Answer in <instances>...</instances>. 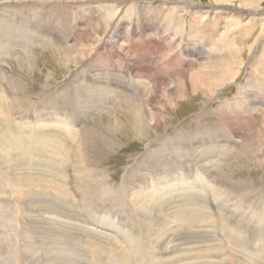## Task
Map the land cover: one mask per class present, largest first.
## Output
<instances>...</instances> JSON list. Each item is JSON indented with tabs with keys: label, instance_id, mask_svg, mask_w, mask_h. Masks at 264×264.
Wrapping results in <instances>:
<instances>
[{
	"label": "rangeland",
	"instance_id": "1",
	"mask_svg": "<svg viewBox=\"0 0 264 264\" xmlns=\"http://www.w3.org/2000/svg\"><path fill=\"white\" fill-rule=\"evenodd\" d=\"M0 5V264H264V0Z\"/></svg>",
	"mask_w": 264,
	"mask_h": 264
},
{
	"label": "bare ground",
	"instance_id": "2",
	"mask_svg": "<svg viewBox=\"0 0 264 264\" xmlns=\"http://www.w3.org/2000/svg\"><path fill=\"white\" fill-rule=\"evenodd\" d=\"M1 6V5H0ZM21 17V16H20ZM6 19V18H5ZM18 19H20V18H18ZM30 19V18H29ZM3 20V19H2ZM31 20V19H30ZM12 22V21H11ZM38 22V21H37ZM5 23V22H4ZM15 23V22H14ZM6 24V23H5ZM9 24V23H8ZM23 24V23H22ZM12 26V25H11ZM2 27H3V25H2ZM9 26H7V28H8ZM36 27V26H35ZM21 28V27H20ZM24 28H25V26H24ZM5 29V28H4ZM22 29V28H21ZM13 30V29H12ZM19 30V29H18ZM31 30V29H30ZM39 30V29H38ZM37 30V31H38ZM42 30V29H41ZM24 31V30H23ZM29 31V30H28ZM25 32V31H24ZM46 32V31H45ZM14 33H15V31H14ZM20 33V32H19ZM28 33V32H27ZM14 35V34H13ZM25 37H27V36H25ZM27 40V39H26ZM1 43V42H0ZM7 43V42H6ZM14 43H15V41H14ZM27 43V42H26ZM24 45V44H23ZM4 47V46H3ZM2 47V48H3ZM8 48V47H7ZM5 49V48H4ZM15 49V48H14ZM4 51V50H3ZM6 51V50H5ZM7 52V51H6ZM28 57V56H27ZM3 60V59H2ZM31 61V60H30ZM3 63V62H2ZM7 68V67H6ZM1 70V69H0ZM3 70V69H2ZM12 80V79H11ZM15 80V79H14ZM13 80V81H14ZM22 81V80H21ZM1 82V81H0ZM10 82V81H9ZM20 82V81H19ZM13 83V88H12V90H14V82H10L9 84H12ZM115 84V83H114ZM23 85V84H22ZM21 85V86H22ZM112 85V84H111ZM141 85H142V83H141ZM10 86V85H9ZM114 86V85H113ZM116 86V85H115ZM254 86H258L261 90H264V74H261L260 75V79L258 80V81H256V82H254ZM10 87H12V85L10 86ZM138 87V86H137ZM22 88H23V86H22ZM107 88V87H106ZM116 88V87H115ZM258 88V89H259ZM18 89H19V87H18ZM104 89V88H103ZM100 90V88L98 89V91ZM114 89L112 88V90L111 91H113ZM0 91H2V90H0ZM21 91H25V90H21ZM101 91V90H100ZM198 91V88H196V86L195 87H193V93H196ZM108 92V91H107ZM107 92L105 93V94H107ZM110 92V91H109ZM115 92V91H114ZM2 93V92H1ZM17 93H19V92H17ZM25 94V93H24ZM98 94H99V92H98ZM21 95V94H20ZM110 95V94H109ZM16 96V95H15ZM0 97H1V95H0ZM25 96H23L22 98H24ZM98 97V96H97ZM104 97H106V96H104ZM110 97V96H109ZM112 98V97H111ZM110 98V99H111ZM1 99H2V97H1ZM25 99H27L26 97H25ZM24 99V100H25ZM3 100V99H2ZM4 100H6V99H4ZM22 100V99H21ZM9 102V101H8ZM8 102H6V103H8ZM11 102V101H10ZM0 103H1V101H0ZM3 103V102H2ZM23 104V103H22ZM26 104V103H25ZM100 104V103H99ZM12 105H14V104H12ZM102 105V104H101ZM6 106H7V104H6ZM8 106H10V104H8ZM5 107V106H4ZM3 107V104L2 105H0V111L2 110H4L5 108ZM11 107V106H10ZM133 108L130 110V112H131V127H132V129H133V131L135 132V134H143L147 129H148V126L149 125H147L143 120V117H142V115H141V111H142V109L139 107V106H136V105H134V106H132ZM8 108V107H7ZM12 108V107H11ZM11 108L9 109L10 111H11ZM60 109V108H59ZM7 110V109H6ZM8 111V110H7ZM10 111H8V112H10ZM4 113V112H3ZM0 114H2L1 112H0ZM3 115V114H2ZM7 114H6V112H5V116H6ZM1 116V115H0ZM4 116H2V118H3ZM6 118H7V116H6ZM48 119V118H47ZM8 120V119H7ZM120 122V121H119ZM63 123V122H62ZM68 123V122H67ZM157 123V122H156ZM29 124V123H28ZM39 124V123H38ZM65 124V123H64ZM63 124V125H64ZM130 124V123H129ZM10 125V124H9ZM53 125V124H52ZM51 125V126H52ZM39 126V125H38ZM56 126H58V127H60L59 125H56ZM66 126V125H65ZM64 126V127H65ZM10 127V129L9 130H7V128H6V130H5V132L7 131V133H5L6 135L5 136H3L2 138H0V144H4L5 142H7V141H9L10 139H11V136H10V134H11V132L13 131L12 129H13V127L11 128V126H9ZM8 127V128H9ZM23 127H24V125H23ZM57 127V128H58ZM110 127H112V126H110ZM130 127V126H129ZM49 128H51V127H49ZM61 128V127H60ZM59 128V129H60ZM25 129V128H24ZM64 129V130H63ZM10 130H11V132H10ZM61 130H63V131H66V129L65 128H61ZM60 130V131H61ZM67 131H68V129H67ZM101 131V130H100ZM33 132V131H32ZM48 132V131H47ZM50 132V131H49ZM56 132V131H55ZM70 132H71V129H70ZM70 132H68V133H70ZM72 132H74V131H72ZM85 132V131H84ZM98 132V131H97ZM45 133V132H44ZM57 133V132H56ZM59 133V132H58ZM67 133V134H68ZM111 133V132H110ZM75 134V133H74ZM88 134V133H87ZM100 134V133H99ZM109 133L108 132H106V133H104V132H101V134H100V137L98 138L97 137V135L96 134H94V136H91V137H88V139H84V140H86V147L88 148V149H90V150H94V152L96 153V155L97 156H101L102 154H105L106 153V151L110 148L111 149V146H112V141H111V139H110V137L108 136L107 137V135H108ZM144 134H146V133H144ZM13 135H14V133H13ZM35 135V134H34ZM55 135H58V134H55ZM72 136H74L73 134H71ZM103 135V136H102ZM106 135V136H105ZM32 136V135H31ZM38 136V135H37ZM52 136V135H51ZM62 136V135H61ZM68 136V135H67ZM135 136V135H134ZM82 137V136H81ZM218 137V136H217ZM15 138V137H14ZM58 138V137H57ZM37 139V138H36ZM54 139V138H53ZM19 140V139H18ZM56 141V140H55ZM55 141H54V143H55ZM62 141H64V139H62ZM218 144H213L214 146H216V145H218L219 146V149H221V147H222V149H223V146H222V137L219 135V137H218ZM19 142V141H18ZM67 142V141H66ZM84 142V141H83ZM10 143L11 144H13V136H12V140L10 141ZM24 143H25V141H24ZM57 143V142H56ZM62 143H64V142H62ZM82 143V142H81ZM114 143V142H113ZM70 144V143H69ZM84 144H85V142H84ZM84 144H81V145H83L82 147H84ZM232 144V143H231ZM19 145V144H18ZM23 145V144H22ZM39 145V144H38ZM49 145V144H48ZM114 145V144H113ZM167 145H169V144H167ZM167 145H165V146H167ZM2 146V145H1ZM43 146V145H42ZM47 146V145H46ZM65 146V145H64ZM80 146V145H79ZM162 146V145H161ZM217 146V147H218ZM224 146H226V145H224ZM26 147V146H25ZM48 147V146H47ZM67 148H68V146H66ZM66 147H62V149L63 150H61L60 148V150L61 151H63V152H65L66 151ZM81 147V146H80ZM231 147V146H230ZM15 148V147H14ZM21 148H24V147H21ZM37 148V147H36ZM41 148V147H40ZM166 148H168V147H166ZM53 149V148H52ZM59 149H58V151H59ZM81 149V148H80ZM83 149H85V148H83ZM113 149V148H112ZM5 150V149H4ZM38 150V149H37ZM68 150V149H67ZM114 150V149H113ZM159 150V149H158ZM163 150V149H162ZM165 150V149H164ZM81 151H82V153H83V150L81 149ZM167 151V150H166ZM1 152V151H0ZM9 152V151H8ZM78 152H80V150L79 151H77V153ZM85 152H87V151H85ZM91 152V151H90ZM89 152V153H90ZM169 152V151H168ZM13 153V152H12ZM31 153V152H30ZM32 153H33V151H32ZM61 153V152H60ZM88 153V152H87ZM87 153H85L86 155H87ZM155 153V152H154ZM6 154V153H5ZM58 154V153H57ZM79 154V153H78ZM162 154H165V153H161V155H160V157H158V156H153L152 158L153 159H151V160H153L152 162L153 163H155V162H162L163 161V158L165 159V157L169 154H167L166 153V155H162ZM4 155V154H3ZM16 155V154H15ZM41 155V154H40ZM62 155V154H61ZM77 155V154H76ZM82 155V154H81ZM84 155V154H83ZM83 155H82V157H83ZM6 156V155H5ZM8 156V155H7ZM78 156V155H77ZM80 156V155H79ZM152 156V155H151ZM9 157V159H10V156H8ZM26 157H27V155H26ZM24 158V157H23ZM156 158H158V159H156ZM78 160H79V158H77ZM84 159V158H83ZM86 159V158H85ZM84 159V160H85ZM168 159V161H169V157L167 158ZM61 160V159H60ZM92 160V159H91ZM150 160V161H151ZM66 161V160H65ZM79 162V161H78ZM77 162V163H78ZM18 163V162H17ZM84 163H85V161H84ZM87 163V162H86ZM211 164H212V161L210 162ZM12 164V163H11ZM80 164V163H79ZM207 164V163H206ZM210 165V164H209ZM55 168H56V166H55ZM10 170V169H9ZM76 170H77V168H76ZM175 170V169H174ZM85 172V171H84ZM78 173V170H77V172H76V174ZM83 173V172H82ZM135 173H137V172H135ZM84 174V173H83ZM131 174V173H130ZM129 174V175H130ZM138 174H140V173H137V177H138ZM142 174V173H141ZM58 175V174H57ZM78 175V174H77ZM128 175V176H129ZM149 175V174H148ZM79 176V175H78ZM77 176V177H78ZM134 176V175H133ZM154 176V175H153ZM65 177V176H64ZM88 177V176H87ZM136 177V176H135ZM137 177H136V179H137ZM141 177H143V176H141ZM84 178V177H83ZM138 178H140V176L138 177ZM176 178V177H175ZM63 179V178H62ZM128 179V178H127ZM135 179V178H134ZM177 179V178H176ZM197 179V178H196ZM77 180H80V179H77ZM85 180H86V178H85ZM131 180V179H130ZM129 180V181H130ZM143 180V179H142ZM146 180V179H145ZM150 180V179H149ZM81 181V180H80ZM135 182V181H134ZM133 182V180H132V183H134ZM138 182V181H137ZM158 182V181H157ZM156 182V183H157ZM170 182V181H169ZM168 182V183H169ZM55 183V182H54ZM59 183V182H58ZM79 183V182H78ZM144 183V182H143ZM153 183V182H152ZM166 183V182H165ZM49 184V183H48ZM61 184V183H60ZM148 184H150V183H148ZM190 184V183H189ZM80 185V184H79ZM136 185V184H135ZM185 185V184H184ZM235 185V184H234ZM63 185H61V187H62ZM84 186H85V184H84ZM134 186V185H133ZM140 186V185H139ZM174 186V185H173ZM246 186H247V184H246ZM152 187V186H151ZM155 187V186H154ZM175 188L177 187V186H174ZM86 188V187H85ZM131 188H133L132 186H131ZM61 189H64V187H62ZM135 190V189H134ZM173 190V189H172ZM171 189L169 190L170 192L172 191ZM190 190V189H189ZM65 191V190H64ZM64 191H62V192H64ZM129 191H131L130 189H129ZM143 191V190H142ZM145 191V190H144ZM154 191V190H153ZM161 191V190H160ZM179 191V190H178ZM182 191V190H181ZM187 191V190H186ZM185 191V192H186ZM191 191V190H190ZM189 191V192H190ZM194 191V190H193ZM199 191V190H198ZM38 192H39V190H38ZM55 192V191H54ZM147 192V191H146ZM149 192V191H148ZM152 192V191H151ZM195 192V191H194ZM200 192V191H199ZM235 192V191H234ZM56 193V192H55ZM130 193V192H129ZM172 193V192H171ZM197 194H199L198 192H196ZM195 193V194H196ZM60 194V193H59ZM108 194V193H107ZM139 194V193H138ZM142 194H143V192H142ZM141 194V195H142ZM146 194H149L150 195V193H146ZM201 194V193H200ZM199 194V195H200ZM64 195H65V193H64ZM153 195V194H152ZM156 195V194H155ZM157 195H158V193H157ZM163 195H164V193H163ZM163 195H162V197L161 198H164L163 197ZM62 196V195H61ZM67 196V195H66ZM131 196V195H130ZM144 196H146L145 194H144ZM154 196V195H153ZM160 196H161V194H160ZM165 196H166V194H165ZM193 196V195H192ZM192 196H191V198H192ZM198 196V195H197ZM59 197V196H58ZM134 196H132V199H134L133 198ZM155 197V196H154ZM187 197H188V195H187ZM196 197V196H195ZM195 197H194V199H195ZM261 197V196H260ZM36 198V197H35ZM62 198V197H61ZM60 198V199H61ZM65 198V197H64ZM138 198H139V196H138ZM140 198H142V197H140ZM139 198V199H140ZM147 198V197H146ZM150 198V197H149ZM149 198H147V199H149ZM152 198V197H151ZM150 198V199H151ZM159 199H161L160 197H158ZM157 198V199H158ZM168 198H170V197H168ZM191 198H189L188 197V199L186 200L187 201V203H188V200L189 199H191ZM264 198V197H263ZM58 199V198H57ZM165 199V198H164ZM178 199V198H177ZM181 199V198H180ZM194 199H193V207H194ZM128 200V199H127ZM179 200V199H178ZM196 200V199H195ZM56 201V200H55ZM134 201V200H133ZM143 201H144V199H143ZM143 201H140V203L141 202H143ZM149 201V200H148ZM148 201H146L145 202V204L148 202ZM157 201V200H156ZM167 201V200H166ZM200 201V200H199ZM149 202H151V200L149 201ZM152 202H154V201H152ZM159 202V201H158ZM163 202V201H162ZM196 202V201H195ZM57 203H58V201H57ZM64 203V202H63ZM169 204H167V205H169V206H171L170 205V202H168ZM185 203V202H184ZM192 203H191V205H192ZM45 204V203H44ZM144 204V203H143ZM156 204H157V202H156ZM189 204V203H188ZM187 204V205H188ZM138 205V204H137ZM140 205V204H139ZM160 205V204H159ZM164 205H166L165 203H164ZM164 205H163V207H164ZM172 205H174V204H172ZM176 205V204H175ZM183 205H185V204H183ZM190 205V206H191ZM197 205V204H196ZM201 205H202V203H201ZM204 205V204H203ZM57 206V205H56ZM65 206V205H64ZM141 206H143L142 205V203H141ZM146 206V205H145ZM145 206H143V207H145ZM151 206L152 207H155V205L153 206V204H151ZM181 206V205H180ZM186 206V205H185ZM177 207V206H176ZM179 207V206H178ZM192 207V206H191ZM3 208V207H2ZM64 208V207H63ZM159 208V207H158ZM161 208H162V203H161ZM173 208V206L171 207V209ZM183 208V207H182ZM182 208H180V209H182ZM186 208H188V207H186ZM145 209H147V207L145 208ZM160 209V208H159ZM179 209V210H180ZM202 210L200 207L198 208V210ZM140 210V209H139ZM142 210H143V214H144V212L146 211H144V209L142 208ZM148 210V209H147ZM157 210V209H156ZM176 210V209H175ZM183 210V209H182ZM182 210H180V211H182ZM192 210H194V208H192ZM196 210H197V208H196ZM195 210V211H196ZM197 210V212H199ZM150 211V210H149ZM149 211H146V212H149ZM159 211V210H158ZM164 211H166V210H164ZM169 211V210H168ZM172 211V210H171ZM174 211V210H173ZM178 211V210H177ZM176 211V212H177ZM188 211H189V213L191 212L189 209H188ZM185 211L183 210V215L184 214H186V212L184 213ZM196 212V213H197ZM159 213H160V211H159ZM168 213V212H167ZM172 213V212H171ZM174 213V212H173ZM188 213V212H187ZM193 213V212H192ZM200 213H201V211H200ZM200 213H198V214H200ZM209 213V212H208ZM176 214V213H175ZM174 214V215H175ZM181 213H178L177 215H180ZM191 214V213H190ZM189 214V215H190ZM181 216H182V214H181ZM188 216V215H187ZM196 216V215H195ZM67 217V216H66ZM162 217H163V215H162ZM183 218H184V216H182ZM192 217V219H193V215L191 216ZM168 218V217H167ZM188 218V217H187ZM186 218V219H187ZM195 218V217H194ZM199 218V217H198ZM19 219V218H18ZM180 219V218H179ZM185 219V220H186ZM196 219L197 218H195V221H196ZM164 220H167L168 221V219H166V217L164 218ZM170 220V219H169ZM174 220H176V219H174ZM173 220V221H174ZM184 220V221H185ZM166 221V222H167ZM172 222V220L170 221V223ZM186 222V221H185ZM198 222V221H197ZM32 223V222H31ZM72 223V222H71ZM159 223V222H158ZM165 223V222H164ZM169 223V224H170ZM188 223V222H187ZM161 224H163V223H161ZM167 224V223H166ZM178 224V223H177ZM181 224V223H180ZM182 224H184V223H182ZM165 225V224H164ZM164 225H162L163 227H165ZM191 225V224H190ZM200 225V224H199ZM69 226V225H68ZM158 226H160V224L158 225ZM179 226V225H178ZM168 227V226H167ZM181 227V226H180ZM169 228V227H168ZM170 228H172V226L170 227ZM177 228V227H176ZM158 229H159V227H158ZM163 229V228H162ZM170 230H172V229H170ZM170 230H169V232H170ZM166 231V230H165ZM161 232V231H160ZM90 233V232H89ZM165 233H167V232H165ZM170 233H172V232H170ZM174 233H176V231L174 232V230H173V233H172V235L174 234ZM29 234V233H28ZM12 235V234H11ZM169 235V234H168ZM90 236V235H89ZM165 237H166V235H164ZM13 237V236H12ZM164 237V238H165ZM172 237V236H171ZM190 237V236H189ZM178 239H180V238H178ZM14 240V239H13ZM72 241V240H71ZM176 241V240H175ZM162 243V242H161ZM76 245V244H75ZM184 245V244H183ZM99 247V246H98ZM74 248V247H73ZM148 249V248H147ZM39 250V249H38ZM78 251V250H77ZM160 251V250H159ZM208 251H210V250H208ZM84 252V251H83ZM217 256V255H216ZM2 259V258H1ZM213 259V258H212ZM214 260V259H213ZM123 261H125V264H128V259H127V257L126 258H124V260ZM219 261V260H218ZM78 262V261H77Z\"/></svg>",
	"mask_w": 264,
	"mask_h": 264
}]
</instances>
